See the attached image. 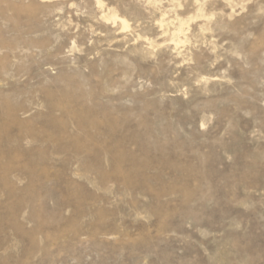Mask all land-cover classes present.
Wrapping results in <instances>:
<instances>
[{
	"label": "rangeland",
	"instance_id": "374dc122",
	"mask_svg": "<svg viewBox=\"0 0 264 264\" xmlns=\"http://www.w3.org/2000/svg\"><path fill=\"white\" fill-rule=\"evenodd\" d=\"M102 1L0 0V264H264V0Z\"/></svg>",
	"mask_w": 264,
	"mask_h": 264
},
{
	"label": "bare ground",
	"instance_id": "6f19581e",
	"mask_svg": "<svg viewBox=\"0 0 264 264\" xmlns=\"http://www.w3.org/2000/svg\"><path fill=\"white\" fill-rule=\"evenodd\" d=\"M92 1L94 3L95 7L97 8L98 12H99V20L102 23H104L105 25H110L112 28H116L115 32H117V34H122L126 29H129L127 21L124 18H122L121 16H119L116 13V11L107 8L108 6L107 7L105 6L104 1H102V0H92ZM193 1L195 4L198 5V0H193ZM200 5H201V3H200ZM197 10H198L197 13L201 14L200 6L197 8ZM190 18H192V17H190ZM175 19L177 20V23L175 22L176 24H173L174 30L172 31L173 33L171 32L172 34H171V37L169 38L170 39L169 41H171V43L173 44L174 49H177L178 44H181V43L186 41V37L184 35V32L187 29L186 27H188V25H189V20H184V19H179V18L178 19L175 18ZM159 24H160V28L164 30V26L167 27L166 19L165 20L161 19Z\"/></svg>",
	"mask_w": 264,
	"mask_h": 264
}]
</instances>
